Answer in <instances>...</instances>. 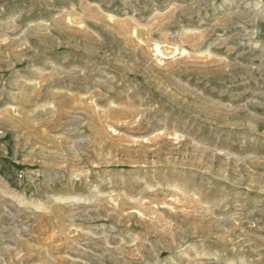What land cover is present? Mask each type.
I'll return each mask as SVG.
<instances>
[{"label":"rangeland","instance_id":"rangeland-1","mask_svg":"<svg viewBox=\"0 0 264 264\" xmlns=\"http://www.w3.org/2000/svg\"><path fill=\"white\" fill-rule=\"evenodd\" d=\"M0 264H264V0H0Z\"/></svg>","mask_w":264,"mask_h":264}]
</instances>
